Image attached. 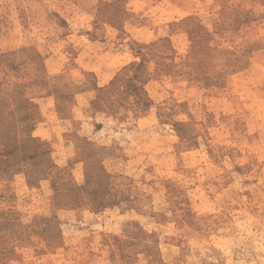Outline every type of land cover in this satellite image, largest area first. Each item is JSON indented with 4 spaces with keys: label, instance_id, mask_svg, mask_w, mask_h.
Masks as SVG:
<instances>
[{
    "label": "rangeland",
    "instance_id": "obj_1",
    "mask_svg": "<svg viewBox=\"0 0 264 264\" xmlns=\"http://www.w3.org/2000/svg\"><path fill=\"white\" fill-rule=\"evenodd\" d=\"M0 264H264V0H0Z\"/></svg>",
    "mask_w": 264,
    "mask_h": 264
}]
</instances>
